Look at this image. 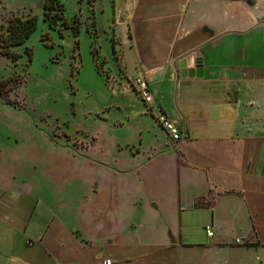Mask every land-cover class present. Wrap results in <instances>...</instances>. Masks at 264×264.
<instances>
[{
    "label": "rangeland",
    "instance_id": "1",
    "mask_svg": "<svg viewBox=\"0 0 264 264\" xmlns=\"http://www.w3.org/2000/svg\"><path fill=\"white\" fill-rule=\"evenodd\" d=\"M45 1L0 0V38L6 35L13 17L37 18L36 31L25 44L12 48L21 54L18 60L2 55L0 48V81L12 76L0 94V190L6 192L0 195V217L5 218L14 199L25 224L39 208L42 223L55 219L44 244L25 248L27 252L40 264L67 263L70 256L60 248L62 232L83 235V241L91 242L93 230L101 229L102 236L106 228L127 220L128 212L127 227L135 230L136 206L142 203L133 201L134 208L128 204L136 196L146 201L149 211L162 208L163 216L173 222V210L181 197L180 234L184 241L205 248L220 238L207 247L199 264H264V206L260 207L258 199L253 206L242 190L224 191L219 193L221 198L230 193L237 197L223 203L219 195L209 193L197 198L194 208L186 206V198H194L203 190L200 175L178 166L177 150L166 153L157 148L160 144L149 145L147 150L141 144L147 129L144 126H150L149 144L162 137L167 150L177 147L134 89L133 81L143 76V70L130 28L126 31L124 24L115 28L112 23L114 13L124 16L117 7L114 12V0H58L57 13L62 18L53 26L44 18ZM208 36H189L174 56L200 54L209 65L207 77H214L219 72L216 42ZM258 48L264 51V45ZM190 60L195 68L196 59ZM255 123L259 126L255 139L260 144L264 116L257 117ZM177 127L181 132L179 124ZM231 181L236 186H248L240 178ZM152 198L161 207L152 205ZM30 206L32 211L28 212ZM214 209L222 211L223 227L227 229L228 215L233 228H215ZM149 215L144 212L143 218L149 219ZM152 217L153 230L138 228L137 240L116 241L125 247L127 256L145 253L154 243L164 241L160 221ZM13 225L18 229L17 252L22 254L26 225ZM208 227L215 238L208 237ZM0 229V247L6 252L7 230L3 226ZM28 232L37 238V229L28 228ZM174 245L181 248L177 240ZM44 246L55 251L59 260L53 259ZM96 246L97 250L90 245L85 250L77 246L70 249L77 261L87 264H95L92 257L96 256L114 260L107 243ZM129 246L134 248L129 251ZM176 255L178 262V253L172 252L170 259ZM128 264H140V259L132 257Z\"/></svg>",
    "mask_w": 264,
    "mask_h": 264
},
{
    "label": "crops",
    "instance_id": "2",
    "mask_svg": "<svg viewBox=\"0 0 264 264\" xmlns=\"http://www.w3.org/2000/svg\"><path fill=\"white\" fill-rule=\"evenodd\" d=\"M112 4L114 12L117 7L118 12L122 10L124 13V16H121L120 12L117 16L114 13L115 22L112 23L115 28L118 24H124L126 31L130 28L133 33V47L137 50L143 76L149 82L150 91L154 96L155 111L162 110L166 113L176 125L179 124L182 132L181 139L174 141L177 147L167 150L162 137H154L162 143L156 140L149 144L151 141H147V135L151 134L152 130H149L150 126H144L147 129L141 144L147 147V150L150 149L149 145L152 148L154 144L162 145H157V148L165 149L166 153L177 150L178 166H184L202 178L203 190L194 198H186V206L194 208L195 200L209 193L217 196L224 191L229 193L242 190L253 206H257L255 201L258 199L260 207L263 208L264 138L260 144L256 143L255 134L259 126L255 122L257 117L264 116V51L258 48L259 45H264V0H253V3L246 0H114ZM206 35H209L210 41L216 42V67L219 72L214 77H207L206 68L209 65L205 58H200V54L182 53L174 56L182 47L181 43L189 36L201 38ZM186 57H192L196 61L203 60V77L181 75L179 63ZM190 59L187 62L188 67L193 68ZM154 150L156 151L155 148ZM142 167L143 165L139 169ZM230 176L231 179L240 178L247 182L248 186H236ZM253 192L256 195L254 197ZM234 197L237 195L225 194L220 200H223V203H231ZM180 198L173 210V222H170L163 216L165 213L162 208L149 211L142 197H132L129 208L135 207H131L133 201L142 203L136 206L139 208L136 216L137 228L133 230L127 227L130 216L128 212L127 220L106 228L107 231L105 230L102 236H99L101 229H97L96 233L93 230L94 237L91 242L83 241V235L75 236L71 231L67 232L65 225L67 234L62 232L60 248L61 251L68 252L70 259L67 263H57L87 264L77 261L70 248L77 246L85 250L90 245L96 249V245L107 243L108 254L114 258L113 264H128L132 257L140 259V264H199L207 247L216 244L220 238L217 237L212 245L205 248L184 241L180 234ZM150 200L152 205L157 204L155 199ZM13 201V205L4 215L5 218L0 217V227L3 226L7 230L8 244L6 252H2L0 247V264H40L25 248H33L38 242L44 244L43 241L55 219L53 222L51 219L50 223H42L40 218L43 217V211L39 208L33 218L29 215L28 224H25V216L22 218L18 212V202L14 199ZM31 209L32 206L28 212L32 211ZM144 212L151 214L149 219L143 218ZM221 212L213 210L212 225L217 229H225L224 231L233 228L234 223L228 215L227 229L223 227L225 221H222ZM152 216H156L160 221L164 241L154 243L153 248L145 253L135 252L127 256L125 247L117 245L116 241L123 238L137 240L138 228L153 230ZM13 223L18 226L26 225L22 231L26 235V247L23 248L22 254L17 252L15 233L18 229ZM59 223L57 220L56 225ZM28 228L37 229V238L27 233ZM208 237L215 238V232L213 236ZM28 240H31V243ZM34 240L36 242L32 244ZM174 240L179 242L181 248L174 245ZM44 248L53 259L59 260L55 251H51L47 246ZM129 248L131 251L134 247ZM172 252L179 254L178 262L177 255L170 259ZM92 258L96 261L95 264H101L103 261L97 256Z\"/></svg>",
    "mask_w": 264,
    "mask_h": 264
},
{
    "label": "trees",
    "instance_id": "3",
    "mask_svg": "<svg viewBox=\"0 0 264 264\" xmlns=\"http://www.w3.org/2000/svg\"><path fill=\"white\" fill-rule=\"evenodd\" d=\"M246 1L253 3V0ZM57 4L58 0H46L44 4V18L45 20L49 19L51 26L55 25L62 18V15H58L57 13ZM36 29L37 18L33 15L26 18L17 16L10 19L6 35L0 38L1 54L14 61L18 60L21 54L12 48L25 44ZM11 80L12 76L0 81V94L3 93ZM1 194H6V192L0 190ZM28 242L31 243V240H28Z\"/></svg>",
    "mask_w": 264,
    "mask_h": 264
},
{
    "label": "built area",
    "instance_id": "4",
    "mask_svg": "<svg viewBox=\"0 0 264 264\" xmlns=\"http://www.w3.org/2000/svg\"><path fill=\"white\" fill-rule=\"evenodd\" d=\"M134 89L136 93L142 98L151 111L156 115L158 123L163 129L170 135L173 141H179L182 137L179 128L176 123L170 119L166 113L162 110L155 111V99L150 91L149 82L142 75L137 76L133 81ZM208 236H213L214 232L208 227ZM114 261L111 258H106L102 261L101 264H113Z\"/></svg>",
    "mask_w": 264,
    "mask_h": 264
},
{
    "label": "water",
    "instance_id": "5",
    "mask_svg": "<svg viewBox=\"0 0 264 264\" xmlns=\"http://www.w3.org/2000/svg\"><path fill=\"white\" fill-rule=\"evenodd\" d=\"M180 72L183 77H203L204 76V69H203V60L199 59L196 61L195 68H189L187 61L182 60L180 65Z\"/></svg>",
    "mask_w": 264,
    "mask_h": 264
}]
</instances>
